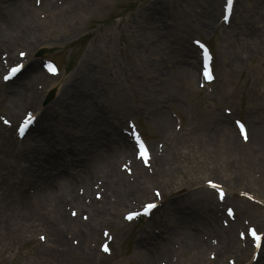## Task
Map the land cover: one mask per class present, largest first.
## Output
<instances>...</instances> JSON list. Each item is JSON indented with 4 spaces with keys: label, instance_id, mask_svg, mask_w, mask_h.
I'll use <instances>...</instances> for the list:
<instances>
[{
    "label": "bare ground",
    "instance_id": "obj_1",
    "mask_svg": "<svg viewBox=\"0 0 264 264\" xmlns=\"http://www.w3.org/2000/svg\"><path fill=\"white\" fill-rule=\"evenodd\" d=\"M182 1L183 3L188 1L190 4L184 5L183 8L187 14L191 15H194V12L198 13L196 8L200 2L204 3L206 6L202 7L199 16L204 19L205 23L211 24V20L216 17L217 0ZM245 2L259 8L254 11L255 18H253L252 24L246 23L244 27L240 26L242 33L251 39V43L254 44L255 50L257 49L256 52H258L257 44L264 37L262 31L258 33L259 30H264V0H246ZM97 3L98 0H60L58 4L57 0H45L40 9L45 11L46 6L48 15L41 21L35 16L37 8L32 5L31 0H5L4 5L7 12H0V40L3 44L13 43L16 40L29 44L32 43V38L42 41L41 36L46 32L48 35L46 41L59 43L56 32L50 31L48 28L54 26L53 28L56 27V31H58L61 27L74 28L79 22L81 25L83 18L89 17L92 7ZM143 14V22H146L142 29L143 35L139 40H135L133 49V55L138 60L136 69L148 72L151 77H154V73H156L158 77H161L163 87L172 84L176 89L179 87L180 90H188L191 88L192 82L197 81L199 76L197 74L196 50L192 46L180 42L175 46L174 55L168 54L170 44L165 39L170 35L169 28L177 26L173 23V10H166L163 0H148ZM195 19L198 17L195 16ZM11 22L29 26L30 30H9ZM43 22L48 24L45 25ZM94 37L96 35L92 34V38ZM54 43L49 44L55 45ZM147 43H149L148 48L152 46V52L159 51V56H155L152 61V67L154 64L158 65L155 67V71L148 68L151 60L147 54L148 51H144ZM161 44L164 47H161ZM165 47L166 49L163 50ZM90 52L85 51V56L88 57ZM162 52L168 58L164 57ZM10 57H13L12 52ZM25 65V70H30L31 73H34L33 76L21 82H15V86L7 91L10 100L9 112L13 116L17 112H21L23 96L27 98L25 102L31 104L39 102L41 98V94L32 86L31 79L46 80L48 76L38 69L36 63ZM109 69L108 67L107 70ZM80 70L79 76L73 75L72 77L69 74L65 78L62 77L60 80L54 81L53 84L57 87L55 96L43 108L48 126L37 133L31 142L20 145L14 150V162L18 165L16 168H20L17 173L22 172L26 177L22 194L23 200H32L33 198L45 200L46 206L49 207L51 213L49 229L56 228L63 232L65 229L78 226L76 228L84 236H87L97 235L96 223H103L102 208L98 206L97 201L92 199V201L83 202L85 199L83 196H88L92 187L91 183L95 179L98 178L101 181L98 187L111 190L109 194L113 193L122 203L129 200L132 191H146L142 187L141 190L140 185L145 184L148 179H136L135 182H130L126 179V174L116 168V161L122 159L125 162H130L137 169V176L142 175L141 164L134 158L136 153L133 151V144L120 128L124 114H119L117 106H111L115 97L114 89L105 86L101 79L103 71L96 70L90 65L86 67L82 65ZM113 77L116 78L115 75ZM115 82L113 80L110 84ZM85 97L88 98V101ZM151 98V103L158 104L156 95L153 94ZM151 105L155 108L153 111L157 115V127L162 130V133L166 136H169L168 133L176 134L175 127L168 129L170 116L162 109L163 105ZM112 110L117 113L116 117ZM214 118L213 123L211 121L212 143L208 146L210 160L225 170L226 180L229 182L237 184L243 189H250L249 187L253 184L264 188V131L260 132V125L253 126L252 134L248 133V139L243 142L239 133L229 127L228 118L219 114H216ZM257 133L260 135L257 136ZM155 145L150 144L153 151H155ZM166 154L168 155L165 153L163 156L155 157L161 174L160 186L157 185L160 188L157 191L162 195L165 205L168 202H175L178 197L179 201H176L173 208L168 207L169 212H173V215L171 214L174 219H172L173 225L171 228H166L167 234H164L160 240L146 242L142 239L140 242L137 241L134 250L142 255L143 263L156 264L158 258L169 260L171 251L165 245L174 241L179 244V249L174 251L177 262L169 260L167 264H211L209 259L213 256L210 254L206 259L204 251L208 249L209 254L212 251L210 249H215L219 255L220 250L217 245L213 247L210 244V239L220 236L219 243L222 245V249L225 246L229 250L236 239L230 235V229L219 226V218H222L220 203L217 199H213V191L200 186L196 187L199 189L198 196L192 195L194 188L190 186L189 180L174 178V167L171 165L172 162L168 161L169 158ZM215 169L216 166L211 165L209 175L222 181V177H218ZM6 173L9 175L10 171H6ZM222 182L226 183L224 178ZM75 183L83 188L85 192L83 196L73 190ZM56 186L61 187L58 193H56ZM27 188L40 194L32 197L25 191ZM222 189L228 191L224 187ZM174 191L178 193L186 191V193L185 196L179 197V195L173 194ZM233 193L232 191L231 195ZM68 202L78 206L80 210L87 208L95 222L93 223L92 220L89 223H82L81 220H78L79 222L74 221L70 224V219L65 216L64 212ZM104 206L111 207L113 204L109 205L105 199ZM159 222L161 220L148 223L145 229L151 231V226ZM221 230H224L226 234L222 235ZM204 236L206 237L204 238ZM207 236H211L210 239ZM54 243L64 251L73 250L64 238H56ZM233 251L235 256L244 253V249L241 248H235ZM256 255L253 262L245 264H264V236Z\"/></svg>",
    "mask_w": 264,
    "mask_h": 264
},
{
    "label": "rangeland",
    "instance_id": "obj_2",
    "mask_svg": "<svg viewBox=\"0 0 264 264\" xmlns=\"http://www.w3.org/2000/svg\"><path fill=\"white\" fill-rule=\"evenodd\" d=\"M163 1L166 10H173L174 22H172L177 25L169 28L170 35H168L169 37L166 36L165 39L170 44L168 54L174 55L176 52L175 46L180 42L191 44L190 38L193 36H200L209 41L215 56L216 81L210 85L213 90L210 94L215 97L214 101L203 98L204 94L207 93L205 89H200V93L195 90L196 82H192L191 88H188V90H180L177 87L179 89V92H177L176 87L172 84L163 87L161 77H158L156 73H154V78L149 76L148 72L145 73L144 70L138 71L136 69L138 60L133 55L134 42L142 38V29L146 23L143 22V13L148 0H98V3L92 7L89 17L83 18L81 25L79 22L74 28L61 27L58 31H56V27L53 28L54 26L48 28V30L56 32L59 43L46 41L48 35L44 32L41 36L42 41L32 38V43H29V46L19 43V41H17L18 43H12L11 48L14 57L17 48L29 49L30 47L32 48L30 51L31 59L38 58V61H40L41 57L55 58L59 64L60 72L64 71L62 75L60 74L52 80L59 77L65 78L69 74L72 77L73 75L79 76L82 65L85 67L90 65L96 70L103 71L102 81H104L105 86L113 88L115 91L112 105L117 106L119 113L129 114L124 120L127 117L137 120L148 142L153 144L159 142L164 145L161 156L168 153L166 155L169 158L168 161H171V165L174 167L173 175L175 179L189 180V184L194 188L192 195L196 197L199 193V189L196 187L203 185V179L210 176L208 172L211 165H215L218 177H222V181L223 178L226 181L224 184L228 190V196L225 203L230 204L232 202L234 206L236 205L235 209H237L238 217L233 223H238V221L240 223L241 219H249L257 228L264 229V188L258 184H253L251 190H249L253 192L254 200L259 203L236 196L235 194L238 195L239 190L237 188L240 186L226 180L225 170H222L221 167L210 160L211 157L208 151V146L212 143L213 127L211 121L213 123L215 113L224 114V108L231 109V113L227 115H229V123L232 128H234L232 123V116H234L244 118L251 129L253 126L260 125V132L264 131V37L257 44L259 51L256 52L257 49L255 50L251 39L245 36L242 33V28H240L241 25L244 27L246 23H253L254 11L259 8L255 7L256 5H248L245 2L246 0H237L234 17L230 24L216 27L214 25L218 24L217 19L220 15L221 0H217L218 17L217 19L213 18L211 24L205 23L204 19L199 16L202 7L206 6L202 2L196 8L198 13L194 12V15H191L187 14L183 8L184 5H190L188 1H185V3L182 0ZM57 3L59 4L60 0H57ZM43 4L44 0L39 6L33 4L39 8L35 16L41 21L48 15L46 6V13L43 9H40ZM0 8L4 9L2 1H0ZM195 16L198 19H195ZM44 24L47 25L48 23ZM55 24L57 25L56 22ZM63 28L65 29L63 30ZM9 30H30V27L11 22ZM261 31L264 34V30H259L258 33H261ZM88 32L94 33L93 35H96V37L91 38ZM148 44L144 48V51H148L147 54L151 60L148 68L155 71V67L158 65L154 64V67H152V61H154L155 56H159V51L152 52V46L148 48ZM1 47L2 49L5 48L3 45ZM161 47L164 46L161 44ZM42 48H44V51L36 56V51ZM85 51H91L88 57L85 56ZM163 56L168 58L165 53H163ZM108 67L109 70H107ZM22 77L23 74L18 77L17 81H20ZM113 80L116 82L110 84ZM49 85V83L41 82L42 95L49 88ZM153 94L156 95L158 104L163 105L164 112L170 116L168 128L174 124L170 112L181 118L184 128L179 135L174 137L169 135L170 137L167 139L162 137V130L157 127V115L153 111L155 108L151 105L158 104L150 102ZM85 99L88 101L87 97ZM6 102V97L1 98L0 106H5ZM230 102L231 105H234V108H232ZM259 135L257 133V136ZM169 144H174L170 150L165 146ZM145 169H143L142 175L138 176V179H148L145 184L140 185V189L143 188L146 191L134 192L132 198L137 197L136 203L127 202L130 205H138L144 198H153L152 188L155 189L160 186V167L152 162L150 167ZM132 175L134 178L135 175ZM170 177L173 180L171 174ZM232 191L234 192L233 195H231ZM185 193V191L180 193L174 191L173 194L183 197ZM176 201H179L178 197ZM176 201L170 206L171 208L177 203ZM113 202H116V197ZM120 203L117 204L120 205ZM124 205L121 204V208ZM114 211L118 213V209ZM171 214L173 215V212L165 214L162 209L159 213H155L152 218L160 215L161 218L168 220L165 226L171 228L173 225ZM45 221L46 219L37 210H31L27 213V209L22 206H18V209L13 208L6 211L0 209V264H77V254H70L63 258L53 252L40 253L41 249L42 251L50 249L48 240L42 243L36 239L35 235L38 230H41L49 238V234L39 227V224ZM219 224L222 226L220 221ZM143 225H145V222L142 221L136 223L134 227L142 228ZM128 227L131 226L126 225L124 228L128 235L116 236V242L113 243L114 253L117 255L121 253L120 257L124 260V263L126 260L130 264H139V259L134 260L130 257L131 246L133 247L136 241L140 239L138 237L139 232L131 233V229ZM222 227L230 229V235H235L237 242L230 246V250L225 246L222 249V245H219L217 248H219L220 254L218 255L215 252V258L212 259L211 264H230L229 261L227 262L228 257L236 259L235 263L232 264L249 262L251 259L250 248L247 246L246 241L241 240L237 235L240 230L244 231L247 227H241V224H238L236 229L224 225ZM160 230L161 227L159 226L158 231L160 232ZM111 231L114 232L113 229ZM220 233L222 235L226 234L224 230H221ZM218 238L220 242V236ZM87 247L97 253L94 242L88 241ZM235 248L244 249V253L238 255L239 258L244 257L242 261L235 256L236 254L233 251ZM207 250L205 251V257ZM96 253L92 252L90 259L97 261L98 256ZM124 263L121 260V264Z\"/></svg>",
    "mask_w": 264,
    "mask_h": 264
}]
</instances>
